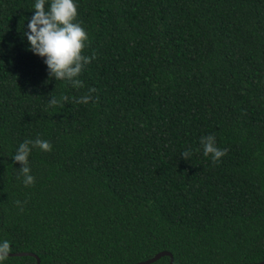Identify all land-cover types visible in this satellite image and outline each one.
<instances>
[{
  "label": "trees",
  "instance_id": "16d2710c",
  "mask_svg": "<svg viewBox=\"0 0 264 264\" xmlns=\"http://www.w3.org/2000/svg\"><path fill=\"white\" fill-rule=\"evenodd\" d=\"M32 2L0 0L8 252L40 264H134L162 250L172 264L263 260L264 0H76L94 56L82 87L49 78L29 49ZM209 133L226 149L218 162L202 153ZM36 137L51 149L32 148L25 185L11 154Z\"/></svg>",
  "mask_w": 264,
  "mask_h": 264
},
{
  "label": "clouds",
  "instance_id": "9594fccd",
  "mask_svg": "<svg viewBox=\"0 0 264 264\" xmlns=\"http://www.w3.org/2000/svg\"><path fill=\"white\" fill-rule=\"evenodd\" d=\"M31 9L34 11L28 18L26 27L23 25V35L28 41L29 49L43 58L49 78L55 81L66 80L73 87H82L83 82L78 77L94 56L82 53L88 34L82 23L77 20L76 0H33ZM90 98L89 95H82L77 98V102L87 103ZM67 99L65 96H50L48 104L55 105ZM199 143L203 155L210 156L213 162H218L226 152V149L217 146L216 137L211 133L202 135ZM32 148L49 151L51 144L39 137L25 138L11 154L13 161L20 162L18 168L21 182L25 185L34 182L28 161ZM181 155L188 158L190 151L182 152ZM16 203L19 205L21 202ZM8 249L9 241L0 240V264H3Z\"/></svg>",
  "mask_w": 264,
  "mask_h": 264
},
{
  "label": "water",
  "instance_id": "95a60500",
  "mask_svg": "<svg viewBox=\"0 0 264 264\" xmlns=\"http://www.w3.org/2000/svg\"><path fill=\"white\" fill-rule=\"evenodd\" d=\"M7 255L9 256H33L35 257L36 263L35 264H40V259L39 257L29 251H20V252H7ZM6 255V256H7ZM163 256H168L169 257V263L168 264H172L173 262V256L171 254V252L167 251V250H162L157 252L156 254H154L152 257L146 259V260H142L139 262H136L134 264H150L156 260H158L159 258L163 257ZM238 264H264V258L263 260L259 261V262H248V263H238Z\"/></svg>",
  "mask_w": 264,
  "mask_h": 264
}]
</instances>
